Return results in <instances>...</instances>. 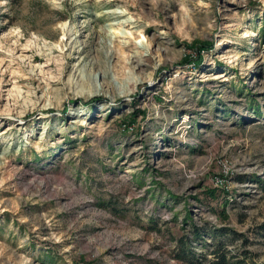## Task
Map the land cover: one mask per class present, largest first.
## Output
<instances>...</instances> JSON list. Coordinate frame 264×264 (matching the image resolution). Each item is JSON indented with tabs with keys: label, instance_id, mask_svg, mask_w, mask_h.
<instances>
[{
	"label": "rangeland",
	"instance_id": "1",
	"mask_svg": "<svg viewBox=\"0 0 264 264\" xmlns=\"http://www.w3.org/2000/svg\"><path fill=\"white\" fill-rule=\"evenodd\" d=\"M263 225L264 0H0V264H264Z\"/></svg>",
	"mask_w": 264,
	"mask_h": 264
},
{
	"label": "trees",
	"instance_id": "2",
	"mask_svg": "<svg viewBox=\"0 0 264 264\" xmlns=\"http://www.w3.org/2000/svg\"><path fill=\"white\" fill-rule=\"evenodd\" d=\"M264 229V225H263ZM201 235L199 228L192 230V237L182 236L179 239V249L176 251V255L183 259L189 257V253L186 250V245L192 241L193 238H198ZM201 238V237H200ZM215 245V244H214ZM228 249L225 248V244L219 241L216 247L213 248L212 252L215 254L214 258L210 260V264H232L228 257ZM192 263V262H190Z\"/></svg>",
	"mask_w": 264,
	"mask_h": 264
},
{
	"label": "bare ground",
	"instance_id": "3",
	"mask_svg": "<svg viewBox=\"0 0 264 264\" xmlns=\"http://www.w3.org/2000/svg\"><path fill=\"white\" fill-rule=\"evenodd\" d=\"M84 87H85V86H80V87L76 90V92H77V93H80V94H87L88 91H86V90L84 89Z\"/></svg>",
	"mask_w": 264,
	"mask_h": 264
}]
</instances>
